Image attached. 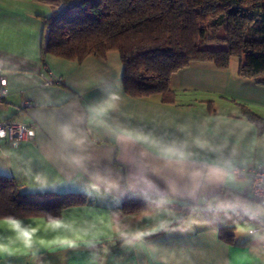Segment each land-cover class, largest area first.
<instances>
[{"label":"crops","instance_id":"0c3cea01","mask_svg":"<svg viewBox=\"0 0 264 264\" xmlns=\"http://www.w3.org/2000/svg\"><path fill=\"white\" fill-rule=\"evenodd\" d=\"M58 7L0 0L9 89L0 118L34 125L29 138L0 142V175L23 191L93 202L56 220L0 218V264H264V230L254 232L264 208L233 173L264 167V127L245 115L264 120V86L248 78L264 54L245 52L225 70L194 63L172 76L173 98H133L118 51L44 55V20ZM218 30H202V48H226ZM133 196L166 204L128 216L119 206ZM174 201L194 208L185 214Z\"/></svg>","mask_w":264,"mask_h":264},{"label":"trees","instance_id":"16d2710c","mask_svg":"<svg viewBox=\"0 0 264 264\" xmlns=\"http://www.w3.org/2000/svg\"><path fill=\"white\" fill-rule=\"evenodd\" d=\"M59 3L44 20V55L83 61L89 56L105 57L118 51L123 65L125 92L133 98L153 95L173 98L170 80L194 63H209L220 70L245 52L264 54V0H41ZM223 28L224 49L201 47V32ZM264 86V69L248 75ZM245 115L260 129L264 120L252 112ZM79 192L23 191L0 175V218L19 219L42 216L59 219L63 211L92 203ZM185 214L193 204L174 201ZM157 199L127 197L120 210L134 216L155 206ZM230 242L231 233L220 231Z\"/></svg>","mask_w":264,"mask_h":264},{"label":"built area","instance_id":"2783aa9c","mask_svg":"<svg viewBox=\"0 0 264 264\" xmlns=\"http://www.w3.org/2000/svg\"><path fill=\"white\" fill-rule=\"evenodd\" d=\"M60 80L48 81L47 84H57ZM9 95L8 82L0 71V103ZM34 130V125L23 124L11 119L0 118V142L8 141L14 145L29 138ZM233 173L239 179L248 180V192L253 199L258 201L264 208V167H235ZM258 226L254 232L264 230V213L256 217Z\"/></svg>","mask_w":264,"mask_h":264},{"label":"rangeland","instance_id":"374dc122","mask_svg":"<svg viewBox=\"0 0 264 264\" xmlns=\"http://www.w3.org/2000/svg\"><path fill=\"white\" fill-rule=\"evenodd\" d=\"M225 3H226V0H223V5H225ZM210 26H211V21L210 20H208L207 22H206V24H205V27H204V34H206V33H208L207 31H208V29H212V28H210ZM217 35H219V36H223L224 35V31H222V30H218L217 32Z\"/></svg>","mask_w":264,"mask_h":264}]
</instances>
